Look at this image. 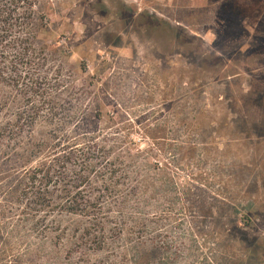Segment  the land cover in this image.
<instances>
[{"label": "rangeland", "instance_id": "1", "mask_svg": "<svg viewBox=\"0 0 264 264\" xmlns=\"http://www.w3.org/2000/svg\"><path fill=\"white\" fill-rule=\"evenodd\" d=\"M34 11L39 60L0 84V264H264V0ZM65 134L116 161L115 192L85 193L103 229L18 200Z\"/></svg>", "mask_w": 264, "mask_h": 264}, {"label": "trees", "instance_id": "2", "mask_svg": "<svg viewBox=\"0 0 264 264\" xmlns=\"http://www.w3.org/2000/svg\"><path fill=\"white\" fill-rule=\"evenodd\" d=\"M37 3L38 0H0V84L7 82L4 71L8 70L13 75L10 84L18 85L20 68H30L39 60L28 34ZM64 144L58 140L50 145L47 163L23 167L18 200L34 213L77 215L93 220V227L103 229L99 222L103 214L101 201L85 193L115 192L116 161L109 157V149L88 135L78 139L65 134ZM74 153L77 154L72 158ZM68 167L78 169L74 177L68 174Z\"/></svg>", "mask_w": 264, "mask_h": 264}]
</instances>
